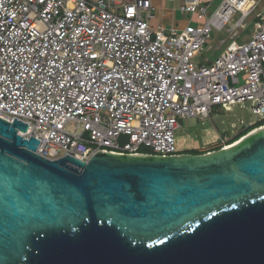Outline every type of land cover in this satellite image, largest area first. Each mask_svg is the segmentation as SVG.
<instances>
[{
	"label": "built area",
	"instance_id": "obj_1",
	"mask_svg": "<svg viewBox=\"0 0 264 264\" xmlns=\"http://www.w3.org/2000/svg\"><path fill=\"white\" fill-rule=\"evenodd\" d=\"M256 8L222 0L210 13L207 0H183L191 18L167 27L154 25L152 0H0V118L27 123L19 134L39 139L41 156L86 162L179 156L181 119L210 120L215 106L249 102L264 120V13L246 23ZM213 31L231 42L194 62Z\"/></svg>",
	"mask_w": 264,
	"mask_h": 264
},
{
	"label": "water",
	"instance_id": "obj_2",
	"mask_svg": "<svg viewBox=\"0 0 264 264\" xmlns=\"http://www.w3.org/2000/svg\"><path fill=\"white\" fill-rule=\"evenodd\" d=\"M0 118V264H264V129L202 155L49 160Z\"/></svg>",
	"mask_w": 264,
	"mask_h": 264
},
{
	"label": "rangeland",
	"instance_id": "obj_3",
	"mask_svg": "<svg viewBox=\"0 0 264 264\" xmlns=\"http://www.w3.org/2000/svg\"><path fill=\"white\" fill-rule=\"evenodd\" d=\"M256 1L257 8L249 16L246 22L250 26V29L258 19L257 14L260 12L264 13V0ZM221 2L222 0H211L209 12L212 13ZM239 17L240 14H235L232 20L233 23H235ZM197 23L198 22L194 21V24ZM212 34L214 42L207 45L206 50L202 53V56H197L194 59V62H201V64L209 65L226 50L228 44L231 42L225 31H213ZM224 38H227V43L226 45L221 46V40ZM260 118V115L252 112L250 103L245 102L234 104L230 106L229 109H226L223 106H215L211 113V119L207 121H200L191 117L181 119V127L177 131V135L180 140L178 154L182 153L186 149H196L202 151L210 150L216 145L223 144L222 139L230 141L250 124L258 123ZM142 151L145 153L149 152L148 149H143ZM182 155L185 154H179V156Z\"/></svg>",
	"mask_w": 264,
	"mask_h": 264
},
{
	"label": "crops",
	"instance_id": "obj_4",
	"mask_svg": "<svg viewBox=\"0 0 264 264\" xmlns=\"http://www.w3.org/2000/svg\"><path fill=\"white\" fill-rule=\"evenodd\" d=\"M182 2L183 0H176V2H172L171 0H152L156 8L154 25L163 24L167 27L173 25L184 27L191 16L180 11L179 6ZM210 2L211 0H207L208 5H210Z\"/></svg>",
	"mask_w": 264,
	"mask_h": 264
},
{
	"label": "trees",
	"instance_id": "obj_5",
	"mask_svg": "<svg viewBox=\"0 0 264 264\" xmlns=\"http://www.w3.org/2000/svg\"><path fill=\"white\" fill-rule=\"evenodd\" d=\"M264 125V120H261L259 121L258 123L250 126V127H247V128H244L239 134H237L233 139H231L230 141H225L226 142V145H231L233 144L234 142L240 140L242 137L246 136L248 133H250L252 130L256 129V128H259L261 126ZM177 142H178V148L180 147V140L178 138V135H177ZM220 143V142H219ZM223 147V144H219V145H216L214 148L210 149V150H207V151H202V150H196V149H186L184 150L182 153H179V154H191V155H202V154H205V153H208V152H212V151H216V150H220L221 148Z\"/></svg>",
	"mask_w": 264,
	"mask_h": 264
},
{
	"label": "bare ground",
	"instance_id": "obj_6",
	"mask_svg": "<svg viewBox=\"0 0 264 264\" xmlns=\"http://www.w3.org/2000/svg\"><path fill=\"white\" fill-rule=\"evenodd\" d=\"M263 129H264V127H263ZM258 130V129H257ZM257 130H255V131H257ZM255 131H253V132H255ZM235 143H233L232 145H234ZM232 145H230V146H232Z\"/></svg>",
	"mask_w": 264,
	"mask_h": 264
}]
</instances>
